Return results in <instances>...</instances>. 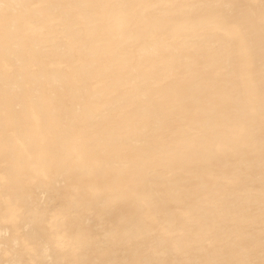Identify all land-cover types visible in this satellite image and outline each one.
Returning <instances> with one entry per match:
<instances>
[{
    "label": "bare ground",
    "instance_id": "6f19581e",
    "mask_svg": "<svg viewBox=\"0 0 264 264\" xmlns=\"http://www.w3.org/2000/svg\"><path fill=\"white\" fill-rule=\"evenodd\" d=\"M0 264H264V0H0Z\"/></svg>",
    "mask_w": 264,
    "mask_h": 264
}]
</instances>
